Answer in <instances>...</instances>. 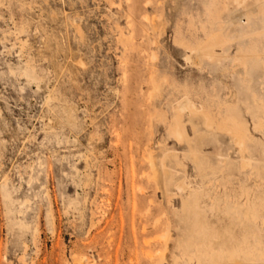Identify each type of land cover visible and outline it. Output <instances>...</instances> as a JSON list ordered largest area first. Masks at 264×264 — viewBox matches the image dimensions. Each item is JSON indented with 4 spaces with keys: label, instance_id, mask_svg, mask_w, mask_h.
<instances>
[{
    "label": "rangeland",
    "instance_id": "374dc122",
    "mask_svg": "<svg viewBox=\"0 0 264 264\" xmlns=\"http://www.w3.org/2000/svg\"><path fill=\"white\" fill-rule=\"evenodd\" d=\"M242 1L0 0V264H264Z\"/></svg>",
    "mask_w": 264,
    "mask_h": 264
},
{
    "label": "bare ground",
    "instance_id": "6f19581e",
    "mask_svg": "<svg viewBox=\"0 0 264 264\" xmlns=\"http://www.w3.org/2000/svg\"><path fill=\"white\" fill-rule=\"evenodd\" d=\"M243 1H245V0H243ZM243 1H242V2H243ZM233 4H234V3H233ZM184 107H186V106L184 105ZM181 108H183V107H181ZM175 121H176V120H175ZM175 123H176V122H175ZM181 186H182V185H180V188L182 189L183 186H182V187H181ZM178 189H179V188H178ZM182 190H183V189H182ZM186 192H187V191H186ZM199 196H200V195H199ZM186 197H187V195H186ZM190 197H191V196H190ZM192 197H193V196H192ZM194 197H195V196H194ZM199 199H200V198H199ZM192 201H193V200H192ZM189 202H190V201H189ZM189 202H188V203H189ZM195 202H196V201H195ZM185 204H186V203H185ZM192 206H193V205H192ZM183 207H184V206H183ZM193 207H195V206H193ZM200 207H201V206H200ZM196 208H197V207H196ZM198 208H199V207H198ZM198 208H197V209H198ZM185 209H186V208H185ZM199 209H200V208H199ZM204 209H205V208H204ZM190 210H191V209H190ZM192 211H194V209H193ZM187 212H188V211H187Z\"/></svg>",
    "mask_w": 264,
    "mask_h": 264
}]
</instances>
